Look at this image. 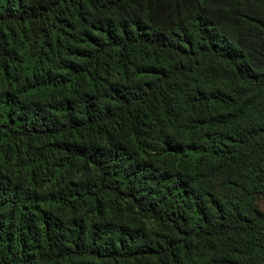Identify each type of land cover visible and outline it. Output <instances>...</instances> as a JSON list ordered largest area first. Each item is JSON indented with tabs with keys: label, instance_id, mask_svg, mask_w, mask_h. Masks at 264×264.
<instances>
[{
	"label": "trees",
	"instance_id": "obj_1",
	"mask_svg": "<svg viewBox=\"0 0 264 264\" xmlns=\"http://www.w3.org/2000/svg\"><path fill=\"white\" fill-rule=\"evenodd\" d=\"M264 0H0V264H264Z\"/></svg>",
	"mask_w": 264,
	"mask_h": 264
},
{
	"label": "rangeland",
	"instance_id": "obj_2",
	"mask_svg": "<svg viewBox=\"0 0 264 264\" xmlns=\"http://www.w3.org/2000/svg\"><path fill=\"white\" fill-rule=\"evenodd\" d=\"M260 206L264 207V199L260 201Z\"/></svg>",
	"mask_w": 264,
	"mask_h": 264
}]
</instances>
